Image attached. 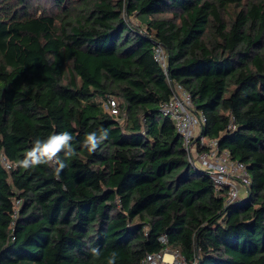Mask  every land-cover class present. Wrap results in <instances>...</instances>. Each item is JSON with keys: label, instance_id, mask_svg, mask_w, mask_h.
<instances>
[{"label": "trees", "instance_id": "16d2710c", "mask_svg": "<svg viewBox=\"0 0 264 264\" xmlns=\"http://www.w3.org/2000/svg\"><path fill=\"white\" fill-rule=\"evenodd\" d=\"M49 1L55 12L38 16L35 0H0V156L13 166L0 162V264L112 253L142 264L166 250L188 264H264V0ZM156 43L204 135L247 166L246 198L227 206L228 188L219 195L162 114L171 90ZM102 130L95 151L83 147ZM65 131L75 154L58 153V177L53 162L19 166L35 139Z\"/></svg>", "mask_w": 264, "mask_h": 264}, {"label": "built area", "instance_id": "2783aa9c", "mask_svg": "<svg viewBox=\"0 0 264 264\" xmlns=\"http://www.w3.org/2000/svg\"><path fill=\"white\" fill-rule=\"evenodd\" d=\"M154 59L166 75L171 90V98L161 106L162 114L175 124L177 132L183 138L190 161L211 178L219 195L228 188L227 206L241 200L243 195H248L252 186V178L247 166L232 160L228 151L219 148L218 141L207 143L208 138L204 135L207 118L203 113L196 111L190 93L180 83L169 78V55L161 44L156 43L154 46ZM104 108L115 116L120 114V102L116 98L108 99ZM231 129H234L233 125H230L229 130ZM0 162L7 171L12 170L13 166L4 154L0 156ZM52 162L55 164V161ZM22 206V200L14 201L15 217L18 216ZM161 241L165 243L167 238L164 237ZM142 264L188 263L181 254L166 250L148 255Z\"/></svg>", "mask_w": 264, "mask_h": 264}, {"label": "clouds", "instance_id": "9594fccd", "mask_svg": "<svg viewBox=\"0 0 264 264\" xmlns=\"http://www.w3.org/2000/svg\"><path fill=\"white\" fill-rule=\"evenodd\" d=\"M107 138V130H102L99 136H97L95 132L88 133L84 140L83 147L93 152ZM72 140L73 136L66 131L51 135L45 140L37 138L33 141V147L27 151L25 158L19 161V166L28 169L29 167L55 161V163L59 165V167L55 169L58 177L60 170L66 166L64 162L59 160L58 153L65 151L66 156H73L75 152L71 145ZM91 252L94 256L98 257L100 255L99 249L97 248H92ZM115 260L116 253H112L111 257L108 259V264H115Z\"/></svg>", "mask_w": 264, "mask_h": 264}, {"label": "rangeland", "instance_id": "374dc122", "mask_svg": "<svg viewBox=\"0 0 264 264\" xmlns=\"http://www.w3.org/2000/svg\"><path fill=\"white\" fill-rule=\"evenodd\" d=\"M35 2H36V6L37 7H39V12L37 13V15L38 16H40V14L42 13V11L41 10H46V11H49L50 13L51 12H55V8H54V6H53V2H51V1H49V0H35ZM134 23H138V21L137 20H135V19H131ZM207 143H210V140L209 139H207ZM196 167L197 168H199L198 167V165H196ZM242 192V194H243V190L241 191ZM245 196L243 195L242 196V198H244ZM246 198V197H245Z\"/></svg>", "mask_w": 264, "mask_h": 264}, {"label": "bare ground", "instance_id": "6f19581e", "mask_svg": "<svg viewBox=\"0 0 264 264\" xmlns=\"http://www.w3.org/2000/svg\"><path fill=\"white\" fill-rule=\"evenodd\" d=\"M167 258L169 259L170 257L168 256Z\"/></svg>", "mask_w": 264, "mask_h": 264}]
</instances>
